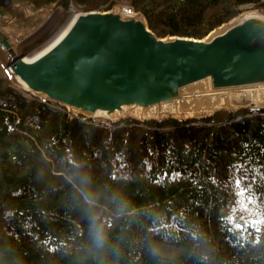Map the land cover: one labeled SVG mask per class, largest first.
Returning a JSON list of instances; mask_svg holds the SVG:
<instances>
[{
	"label": "trees",
	"instance_id": "obj_1",
	"mask_svg": "<svg viewBox=\"0 0 264 264\" xmlns=\"http://www.w3.org/2000/svg\"><path fill=\"white\" fill-rule=\"evenodd\" d=\"M118 5L159 37L202 39L264 13V0H11L0 30L16 50L25 16L31 31L57 10ZM8 53L0 46V264H264V108L71 117L17 83Z\"/></svg>",
	"mask_w": 264,
	"mask_h": 264
},
{
	"label": "water",
	"instance_id": "obj_2",
	"mask_svg": "<svg viewBox=\"0 0 264 264\" xmlns=\"http://www.w3.org/2000/svg\"><path fill=\"white\" fill-rule=\"evenodd\" d=\"M0 46L17 83L71 117L200 118L237 109L233 99L242 96L248 107L264 108L256 100L264 96V14L257 11L202 39L159 37L131 6L80 11L32 57L16 52L1 30Z\"/></svg>",
	"mask_w": 264,
	"mask_h": 264
},
{
	"label": "rangeland",
	"instance_id": "obj_3",
	"mask_svg": "<svg viewBox=\"0 0 264 264\" xmlns=\"http://www.w3.org/2000/svg\"><path fill=\"white\" fill-rule=\"evenodd\" d=\"M125 6L126 5H118V6H115V8L120 9V8H124ZM95 10H98V9H95ZM82 11H87V10H82ZM248 11L260 12L259 10L247 9L243 11L241 14L248 12ZM77 12H80V11H76L74 8H70L68 11L57 10L55 12H52L48 14L47 16H45L42 19V21L36 26V28L31 31H29V26L31 24V21L35 19L36 16L35 15L30 16V17L25 16L23 18L24 21L21 23V25H19L20 31H16L14 34L15 36L14 38L18 42V46L15 51L27 57L34 56L35 54L40 52L43 48H45L61 32V30L69 22L71 17ZM7 58L9 62L12 60V57L10 56L9 53L7 54ZM5 69L8 72H10L9 63L5 67ZM237 101L238 103L241 102V104L245 101L250 103V98L246 96H242L241 98L233 99L234 103H236ZM241 104H238V105H241Z\"/></svg>",
	"mask_w": 264,
	"mask_h": 264
},
{
	"label": "bare ground",
	"instance_id": "obj_4",
	"mask_svg": "<svg viewBox=\"0 0 264 264\" xmlns=\"http://www.w3.org/2000/svg\"><path fill=\"white\" fill-rule=\"evenodd\" d=\"M264 97V96H263ZM262 96L261 97H257V99L256 100H258L257 101V104L258 105H264V98H263Z\"/></svg>",
	"mask_w": 264,
	"mask_h": 264
}]
</instances>
